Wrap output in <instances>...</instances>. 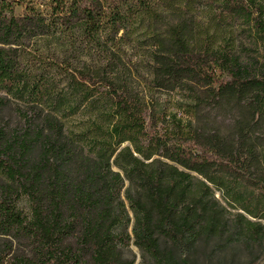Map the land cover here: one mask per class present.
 Segmentation results:
<instances>
[{
    "label": "trees",
    "instance_id": "16d2710c",
    "mask_svg": "<svg viewBox=\"0 0 264 264\" xmlns=\"http://www.w3.org/2000/svg\"><path fill=\"white\" fill-rule=\"evenodd\" d=\"M0 4V264H134L129 244L176 264L162 238L226 227L213 187L240 210L236 232L264 241V50L237 42L264 49V0ZM161 90L178 94L172 111Z\"/></svg>",
    "mask_w": 264,
    "mask_h": 264
},
{
    "label": "rangeland",
    "instance_id": "374dc122",
    "mask_svg": "<svg viewBox=\"0 0 264 264\" xmlns=\"http://www.w3.org/2000/svg\"><path fill=\"white\" fill-rule=\"evenodd\" d=\"M11 2L12 0H8ZM32 3L40 0H24V2ZM1 3V0H0ZM27 13L26 5L24 4H15L13 3V11L11 15L19 17ZM0 15L8 16L10 12L6 9L5 6L0 4ZM238 40L237 42L241 45L242 54L248 58H257L260 59V56L263 55V47L260 42L255 38L248 36L246 32H237ZM132 55V52L128 50V54ZM139 57V53L132 55V61H136V58ZM160 104L166 105L169 111H172L175 98L178 97V94L175 92H166L160 91L156 92ZM209 110V111H208ZM206 111V120L208 123H213V126L216 130L225 131L227 128L231 129L233 120L235 117L232 114L228 113V110L224 109H215L212 110L209 108ZM5 121L10 124H15L18 118L12 114L8 109L5 112ZM180 115L186 118V114L183 111L180 112ZM211 126V125H208ZM162 128L161 124H157V129ZM257 129L261 130L259 126ZM214 193V198L219 202L220 207H224L223 215L227 221L225 228L217 234L213 235H202L197 240L192 242L190 245H180L174 247L170 242L161 240V247L165 250L172 252V255L176 261V264H264V241H252L246 236L236 232V214L240 212L239 209H235L228 204V202L223 198L221 192L212 188ZM18 206L22 207L24 212L28 211V207L24 198H20L18 201ZM69 242L74 244V239L70 238ZM31 242L28 239L20 238L14 242V247L23 253L27 254L28 250L31 248ZM124 255L130 259H134V264H151V260L147 256H143L142 252L133 245L129 244L128 247L123 249Z\"/></svg>",
    "mask_w": 264,
    "mask_h": 264
}]
</instances>
